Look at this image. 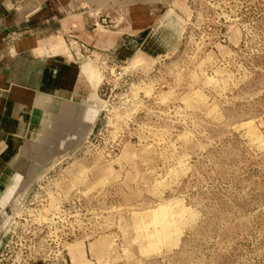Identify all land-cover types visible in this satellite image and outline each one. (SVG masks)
<instances>
[{
    "label": "rangeland",
    "instance_id": "rangeland-1",
    "mask_svg": "<svg viewBox=\"0 0 264 264\" xmlns=\"http://www.w3.org/2000/svg\"><path fill=\"white\" fill-rule=\"evenodd\" d=\"M66 44L92 107L19 174L0 264H264V0H172L114 56Z\"/></svg>",
    "mask_w": 264,
    "mask_h": 264
},
{
    "label": "crops",
    "instance_id": "crops-1",
    "mask_svg": "<svg viewBox=\"0 0 264 264\" xmlns=\"http://www.w3.org/2000/svg\"><path fill=\"white\" fill-rule=\"evenodd\" d=\"M171 1L0 0V210L24 168L55 149L51 138L86 124L88 88L77 86L81 66L62 57V43L72 38L114 56L140 40ZM104 16L114 31L99 39Z\"/></svg>",
    "mask_w": 264,
    "mask_h": 264
},
{
    "label": "built area",
    "instance_id": "built-area-1",
    "mask_svg": "<svg viewBox=\"0 0 264 264\" xmlns=\"http://www.w3.org/2000/svg\"><path fill=\"white\" fill-rule=\"evenodd\" d=\"M105 20L101 19L100 20V26L102 27L103 25H105ZM67 43L69 45V52L71 53L72 57L75 56L76 58H78L77 56H79L80 58L83 55H86V58H89L92 55H97V56H105L102 55L100 53H97L95 51H93L88 45L82 43V42H78L76 40H73L72 38H68L67 39ZM93 57V56H92ZM2 213L0 215H2L1 218H5V226L7 224H13V218H12V214L10 211L2 209ZM3 230H0V247L2 246V238H3Z\"/></svg>",
    "mask_w": 264,
    "mask_h": 264
},
{
    "label": "bare ground",
    "instance_id": "bare-ground-1",
    "mask_svg": "<svg viewBox=\"0 0 264 264\" xmlns=\"http://www.w3.org/2000/svg\"><path fill=\"white\" fill-rule=\"evenodd\" d=\"M70 21V20H69ZM68 21V22H69ZM65 23V22H64ZM72 23V22H71ZM73 24V23H72ZM39 43V42H38ZM77 86H79V87H83V83H82V80L79 78V76H78V73H77ZM9 198V197H8ZM8 198H7V200H8ZM6 200V201H7Z\"/></svg>",
    "mask_w": 264,
    "mask_h": 264
}]
</instances>
